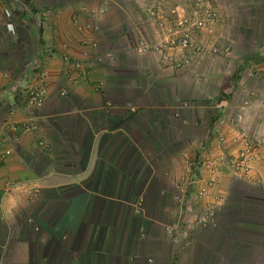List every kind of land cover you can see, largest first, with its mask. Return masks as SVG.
Instances as JSON below:
<instances>
[{"label":"crops","instance_id":"1","mask_svg":"<svg viewBox=\"0 0 264 264\" xmlns=\"http://www.w3.org/2000/svg\"><path fill=\"white\" fill-rule=\"evenodd\" d=\"M206 1L219 21L181 67L171 47L137 52L169 46L149 11L172 26L181 7L0 0V264H264V155L220 161L264 138V2Z\"/></svg>","mask_w":264,"mask_h":264},{"label":"built area","instance_id":"2","mask_svg":"<svg viewBox=\"0 0 264 264\" xmlns=\"http://www.w3.org/2000/svg\"><path fill=\"white\" fill-rule=\"evenodd\" d=\"M164 1V0H158ZM189 1V4H191L193 7H188L187 10L183 11L181 10L176 16V19L174 21V24L172 26H169L167 22L165 23V20L162 17H157V12L151 9L149 11V16L153 18L152 24L154 25V29H156V32H160V34H163L165 32H169V39L166 40V43L169 44L168 47H165L162 44L152 43V44H140V46L137 49V52H143L146 50L149 51H159L162 55V58L166 59L168 58L171 60V57L166 55L163 50L166 48H172L173 52L181 51L183 54L179 61L175 65L177 66H187L191 64L193 61H195L200 53L203 52L204 46L201 43L197 42V39L199 37L204 36V34L211 33L213 30V25H215L219 19L217 17V13L213 7H210V5L206 6L205 3H208L206 0H187ZM153 7V6H152ZM13 10L10 7H7L3 9V15L6 19V29L9 33H14V26L12 24L11 17H12ZM178 13V12H177ZM40 20L38 19V22ZM88 30H92L93 32H97L99 30L98 25L94 23H87L85 27ZM201 35V36H200ZM208 50L211 53H228L229 47H225L224 49H221L217 46H208ZM105 58L108 60V62L112 61L113 54L111 51H107L105 53ZM83 57H88V54L86 51L83 52ZM97 61H101L102 57L97 56ZM83 65L84 62L81 60L74 61L71 64V69L73 70L72 74L74 76L80 78L83 74ZM255 70V66L253 62H248L244 64V69L242 71V78H249ZM71 74V76H73ZM44 76L43 73L40 75V79H42ZM72 79V78H71ZM45 92L46 88L40 87L38 89L29 90L28 91V102L27 105L29 106H41L44 99H45ZM66 93L65 89L62 88L60 91L61 95H64ZM248 98L241 103L242 106L248 105ZM225 120L221 117L216 118L215 123L220 126L224 124ZM243 139H244V145L245 149L243 151H239L238 154L232 158L222 156L220 158L221 163H224L226 165H229L233 170L240 171L245 167V163L248 159L252 157H259L260 151L264 155V138L259 135L258 133H253L251 135H245L243 133ZM142 201H138L139 207L141 206ZM139 212V211H138ZM208 220H214L212 212H208L207 216L205 218V221Z\"/></svg>","mask_w":264,"mask_h":264},{"label":"rangeland","instance_id":"3","mask_svg":"<svg viewBox=\"0 0 264 264\" xmlns=\"http://www.w3.org/2000/svg\"><path fill=\"white\" fill-rule=\"evenodd\" d=\"M263 2H264V0H262ZM160 2V1H159ZM217 2V1H216ZM218 3H220L221 5H222V1L220 0V1H218ZM219 4V6H221ZM154 6L153 7H181L182 8V11H183V9L184 10H187L188 9V7H193L191 4H189V1H187V0H164V1H161V3H156V1L154 0V4H153ZM226 7V6H225ZM247 98L246 97H244V98H242V101H241V103L243 102V101H245ZM248 99H249V97H248ZM248 101V104H249V100H247ZM229 158H232V157H229ZM251 159V158H250ZM249 160V159H248ZM247 160V161H248ZM246 161V162H247ZM197 162V161H196ZM205 165V164H204ZM245 165H246V163H245ZM193 166V164H191L190 165V167H192ZM244 169V168H243ZM173 192H180V193H186L187 191H186V187L184 186V184L182 185V186H177V187H175V189L174 188H172L171 189ZM137 201H143V198L142 197H140L139 196V198L137 199ZM142 205V204H141ZM139 206V205H138ZM141 207V206H140Z\"/></svg>","mask_w":264,"mask_h":264}]
</instances>
